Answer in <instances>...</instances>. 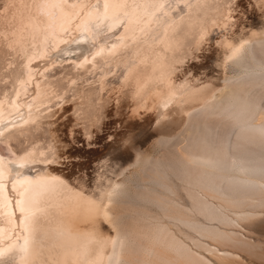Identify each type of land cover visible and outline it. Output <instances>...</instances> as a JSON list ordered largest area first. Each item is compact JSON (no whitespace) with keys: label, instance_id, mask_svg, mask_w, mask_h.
<instances>
[{"label":"bare ground","instance_id":"1","mask_svg":"<svg viewBox=\"0 0 264 264\" xmlns=\"http://www.w3.org/2000/svg\"><path fill=\"white\" fill-rule=\"evenodd\" d=\"M191 3L190 18L169 28V17L161 19L143 0H115L105 24L113 25L109 43L119 47L97 57L95 67L77 69L73 78L84 79L57 99L53 93H59L69 65L44 72L47 80L32 69L40 65L43 70L55 55L53 44L57 50L84 47L70 42L80 36L96 0L55 7L41 0H0L5 59L12 53L16 65L28 64V83L19 85L18 96L7 73L0 83L2 119L15 120L25 132L0 142V157L16 160L32 141L41 146L52 141L59 154L69 122L84 113L102 118L105 133L143 126L163 148L161 156L138 159L121 182L106 173L79 177L66 161L41 160L25 169L8 165L12 172L47 174L67 185L52 183L36 196L42 211L35 225L40 238L35 264L55 259L66 264H264V31L262 40L253 41L244 27L250 7L262 17L264 0H235L236 11H229L227 0ZM226 24L234 34L232 45L243 44L231 60L215 56L212 43L227 34ZM212 56L221 63L206 73L201 64ZM5 184L0 227L6 229L8 212L15 211L17 224L20 212L11 173ZM80 220L92 223L97 233L78 228ZM118 234L125 243L114 254L111 241ZM63 248L76 252L58 255Z\"/></svg>","mask_w":264,"mask_h":264},{"label":"snow or ice","instance_id":"2","mask_svg":"<svg viewBox=\"0 0 264 264\" xmlns=\"http://www.w3.org/2000/svg\"><path fill=\"white\" fill-rule=\"evenodd\" d=\"M41 2L44 4H52L55 7L67 5L69 0H41ZM71 2L72 5H75L78 0H71ZM79 2L83 3V0H79ZM123 2L126 3L127 0H123ZM114 3L115 0H103V3H101V0H96V4L92 5L91 10L87 13L89 20L83 24L80 36L74 37L70 42L75 45H84V47L73 49L69 46L57 50L56 45L53 44L52 51L55 52V55L49 57L43 70H41L40 65L32 69V71L39 72L40 76L47 80L48 77H44V72H48L51 68H55L58 65L61 68L65 64L69 65L64 70L65 79L60 81L59 93H53L57 99L61 98L64 92L72 89L78 80L82 81L84 79L82 76H75L73 78V74L76 73L77 69H84L85 65L95 67L94 62L97 60V57L102 56L106 50L108 53H114V50L119 47L116 43H109L111 38L108 34L111 32L113 25L105 24V20L110 19L109 8ZM143 3L154 6L155 11L161 13V19L164 16L169 17V28H172L173 25L179 27L181 21L185 20L186 17L190 18L192 8L194 7L191 0H143ZM97 5L99 6L97 7ZM226 7L229 11L238 10L235 7V0H227ZM171 13H176V16L172 17ZM124 15L126 16L127 13L125 12ZM227 19L228 17H225V20ZM262 19H264V5H262ZM117 22H123L122 18L118 17ZM148 23H151V21L149 20ZM125 27H127V24H125ZM225 29L227 34L222 32L219 37L212 41L216 49L214 55L217 57L223 55L227 60H231L240 54L243 44L233 46L231 42L234 34L232 33L231 27L226 24ZM173 31H175V28H173ZM238 31H243V29H239ZM165 33H167V29ZM201 39H203V36H201ZM64 43L69 44V41H64ZM244 43H247V40ZM3 47V45H0V83L5 82L4 74L7 73V78L12 81L11 90L13 95L18 96L19 85L28 83V80L24 79L26 75L24 70L28 68V64L16 65L12 53H8L5 59ZM194 50L199 51L200 49L196 48ZM37 55L42 56L43 53H37ZM71 56H75L76 59H67ZM215 66L219 67V64L217 63ZM91 70V68L88 69L89 72ZM52 78H55L54 74ZM86 83L91 84L93 81L88 80ZM81 86L85 85L81 84ZM37 87L39 88V85ZM12 106L16 107L14 101ZM2 116L3 112L0 110V142L7 141L15 136L25 135L21 124L16 123L15 120L5 121L2 119ZM29 116H31V112H29ZM21 119L23 124H29L28 119H24L23 116ZM101 119L92 113H84L80 116L79 120L75 122L70 121L64 135L60 137L61 150L59 154H57V149L52 141L44 143L43 146L36 141H32L20 149L16 160L8 161L0 157V197H2V193L6 187L5 180L11 173V189L14 193H17V189H19L14 199V205L15 209L20 212V216L17 218L20 224H17L13 220L15 211H9L7 214L8 227L6 229L0 227V264H35L33 256L38 253L40 243V238L34 235L35 225L37 222V213L42 211L36 196L43 193L52 183L61 187H67L65 181L58 177H48L47 174H40L33 177L22 171L12 172L8 165H14L17 169H25L41 160L45 163H60L61 161H66L73 168L79 165L83 171L85 162L88 163L90 168L92 167L93 159L96 163H102L108 158V152H105L102 156L96 155L98 146L102 142L109 151L119 152L121 147L129 141L128 133L126 132H118L115 137L110 131L104 134L108 126L102 124ZM111 127H116V123L113 122ZM73 174L75 175V172ZM6 200L7 198L0 199V207L5 206ZM111 243L114 254H116L115 250L123 247L125 238L118 234ZM69 252L75 254L76 249L63 248L58 255L65 256ZM44 264H66V261L63 259L46 260ZM113 264H118V260H114Z\"/></svg>","mask_w":264,"mask_h":264},{"label":"rangeland","instance_id":"3","mask_svg":"<svg viewBox=\"0 0 264 264\" xmlns=\"http://www.w3.org/2000/svg\"><path fill=\"white\" fill-rule=\"evenodd\" d=\"M249 9L250 11L247 12L244 16L245 17V23H244L245 31H249L251 33V38L253 41L255 40L260 41L263 39L262 33L264 31V27H263L264 19H262L261 16H259L256 12H254L251 7ZM216 61L217 60L214 59V56H212V58L203 62L201 65L205 67L204 71L206 73L213 72L212 71L214 70L213 66H215L218 62H219L218 64L221 63V61H217V62ZM225 69L227 72L230 71L228 66H226ZM215 72H216L217 77H221V73H220L221 70L219 68ZM118 132L128 133V141L130 143L128 142L129 143V144L127 143L128 145L124 144L121 147L119 152H115V151H109L105 147V144L102 142L98 146V151L96 155L102 156L105 152H108L107 160L103 161L102 163H96L95 160L93 159L91 168L89 167L88 163L85 162L83 171L80 169L79 165H77L74 168V171L79 173L78 175L79 177L88 179L89 177H96L98 173H101V174L106 173L107 175H109L108 178L110 180L112 179L114 181L121 182L125 177H127L131 173V171H134V169L132 168L138 159L149 160V159H154L155 157L161 156L163 154L162 152L163 148L158 143L156 136H154L153 132L149 131V129H145L143 126L124 128L119 131L115 129L111 130V133L113 134L114 137L116 136ZM91 189L92 188H89L90 190L89 193H91ZM89 193L85 192V194L83 195H89ZM86 197L89 203L95 204V205L100 204L98 199L92 196H86ZM85 221L88 226L86 225ZM88 222H89L88 220H83L79 222V226L76 225V227L78 226V228H80L81 230L84 229L85 232H91V231L93 232L94 230L95 233H97V231L95 230L96 228L94 229L93 224L92 223L88 224Z\"/></svg>","mask_w":264,"mask_h":264}]
</instances>
